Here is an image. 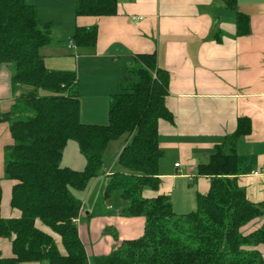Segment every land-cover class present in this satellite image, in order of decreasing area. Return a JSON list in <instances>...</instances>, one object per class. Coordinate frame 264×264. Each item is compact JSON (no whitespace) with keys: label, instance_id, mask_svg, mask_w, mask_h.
Segmentation results:
<instances>
[{"label":"trees","instance_id":"trees-1","mask_svg":"<svg viewBox=\"0 0 264 264\" xmlns=\"http://www.w3.org/2000/svg\"><path fill=\"white\" fill-rule=\"evenodd\" d=\"M221 1L235 12L236 34H249V18L237 11V0ZM116 13L117 0H75L76 16ZM96 39V28H77L71 42L78 48L93 47ZM51 44V26L40 22L35 6L0 0V65L10 67L15 95L10 110L0 114L12 140L4 148V175L12 183L10 207L19 213L13 219L2 217L0 183V239L11 250L10 256L0 253V264H89L73 222L81 209L73 191L85 190L103 173L104 151L121 137V170L109 177L104 198L121 192L127 202L122 216L143 217V234L122 241L92 264H264L257 250L264 244V226L241 233L263 216L264 203L250 202L238 186L242 165L234 148L217 146L209 161L198 165L197 176L208 177L210 185L205 194H197L196 212L176 216L168 197L145 195L156 193L160 185V124L173 121L165 106L169 77L154 55H136L129 69L134 80L111 96L108 124L95 126L80 122L76 73L46 67L39 51ZM250 131V120L238 118L229 139ZM70 141L85 159L82 171L61 166Z\"/></svg>","mask_w":264,"mask_h":264},{"label":"crops","instance_id":"crops-1","mask_svg":"<svg viewBox=\"0 0 264 264\" xmlns=\"http://www.w3.org/2000/svg\"><path fill=\"white\" fill-rule=\"evenodd\" d=\"M43 2H48L45 11L49 12H53L51 7H66L43 20L39 0L28 3L37 8L40 22L54 31L53 44L39 51L46 67L76 73L81 123H106L104 113L111 96L123 83L134 80L129 69L136 55H154L156 65L168 74L165 106L173 121L160 124V185L156 193L145 191V195L168 197L173 210L177 181L195 182L197 194H205L210 179L197 176V167L207 163L220 146L224 150L234 148L242 165L237 183L246 198L254 204L264 203V0H237V11L249 18L246 36L236 34L235 12L221 0H117L116 15L100 17L76 16L75 0ZM77 28H96L95 46L69 47ZM11 75L9 66L0 65V114L8 112L15 99ZM97 113L102 118L94 122L91 117ZM241 117L250 120L251 131L231 140ZM11 142L8 124L0 119V177L4 174V148ZM77 152L71 162L65 161V168L83 170L85 160ZM93 185L80 200L76 219L89 264L90 259L109 255L122 241L141 237L144 229L143 217L122 216L125 206L112 209L93 204ZM11 187L9 180L1 183V214L5 219L19 216L9 204ZM103 199L109 200L104 195ZM263 226L264 214L244 226L241 233L246 235ZM55 241L60 247V240L55 237ZM257 250L264 261V244ZM0 253L11 255L7 240L0 239Z\"/></svg>","mask_w":264,"mask_h":264},{"label":"rangeland","instance_id":"rangeland-1","mask_svg":"<svg viewBox=\"0 0 264 264\" xmlns=\"http://www.w3.org/2000/svg\"><path fill=\"white\" fill-rule=\"evenodd\" d=\"M25 2H27V4L28 3L30 4V2H33L32 4H35L36 0H26ZM39 3L41 4V5H38L39 12L44 14L43 15L44 19L42 17L43 20H48L51 18L50 17L51 14L56 13V12L58 13V12L66 9V7H58V9H54L51 7V10L53 12H49V11H45L49 8L48 2L45 3V2H43V0H39ZM58 4H59V6L64 5L62 3H58ZM53 19H55L54 16H53ZM54 22H56V21H54ZM52 33L54 34L53 30H52ZM62 40H64V42L66 43L65 38H63ZM49 65L50 64H48V66ZM16 95H18V94H16ZM108 113H109V106L104 113V114H106L105 115V122L106 123H102L103 125H106L109 122ZM101 118H102L101 115L99 113H97V114H94L93 117H91V120L95 122ZM84 123H88L87 125L101 126L99 124H92V123L89 124V122H85V121H84ZM124 144H125V139L122 137L119 139L112 140L108 143V145L104 151V154H103V159H102V161H103V170H102L103 173L101 174V176L99 178L95 179L94 185H93V182H90V184L88 185L86 190H83L80 192L73 191V194L75 195V197L79 201L80 200L83 201V197L86 195L88 188H91L93 185L95 187L94 189L96 190L91 195V200H92L93 204H97L99 207H102V204L108 205V206H111L112 209H116L119 206H126L127 205V202H125L121 197V192H118V191L111 194L109 200L105 201L103 199V195H104L103 193H104L105 188L109 182V177L115 171L121 170V167L118 165L117 160H118V156L120 155V153L123 149ZM77 151H79L77 144L75 142H69L68 146L64 150V158H63L64 162H63V160L61 161V166L64 167L65 161H67L68 159H70V162H71L73 155L78 153ZM80 155L83 157V155L81 153H80ZM0 178H1L0 183H2V184H4L7 181L4 174ZM173 188H174V190H173L174 193H176L175 194L176 206L174 205L173 213L176 216H181V215L193 213V212H196L198 210V204H197V198H196V196H197L196 194L198 192V189H197V185L195 182H190L189 180H179L176 182V184H174ZM3 202H4V193H3L2 203ZM109 233L111 235H114V231H112V230H110ZM114 237H116V236L114 235ZM90 263H93L92 259H90Z\"/></svg>","mask_w":264,"mask_h":264},{"label":"built area","instance_id":"built-area-1","mask_svg":"<svg viewBox=\"0 0 264 264\" xmlns=\"http://www.w3.org/2000/svg\"><path fill=\"white\" fill-rule=\"evenodd\" d=\"M69 47H74L72 42L69 43ZM253 175L257 176L258 173L255 172V173H253ZM73 222L76 223L77 222L76 219H74Z\"/></svg>","mask_w":264,"mask_h":264}]
</instances>
